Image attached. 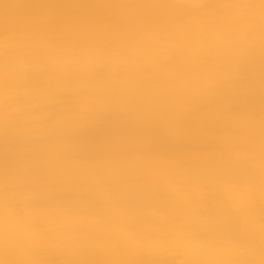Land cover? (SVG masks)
I'll return each instance as SVG.
<instances>
[{
    "label": "bare ground",
    "instance_id": "obj_1",
    "mask_svg": "<svg viewBox=\"0 0 264 264\" xmlns=\"http://www.w3.org/2000/svg\"><path fill=\"white\" fill-rule=\"evenodd\" d=\"M0 264H264V0H0Z\"/></svg>",
    "mask_w": 264,
    "mask_h": 264
}]
</instances>
